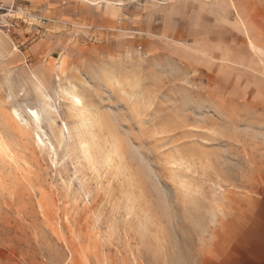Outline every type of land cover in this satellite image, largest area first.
I'll list each match as a JSON object with an SVG mask.
<instances>
[{
  "label": "rangeland",
  "instance_id": "1",
  "mask_svg": "<svg viewBox=\"0 0 264 264\" xmlns=\"http://www.w3.org/2000/svg\"><path fill=\"white\" fill-rule=\"evenodd\" d=\"M0 1V264H264V0Z\"/></svg>",
  "mask_w": 264,
  "mask_h": 264
},
{
  "label": "bare ground",
  "instance_id": "2",
  "mask_svg": "<svg viewBox=\"0 0 264 264\" xmlns=\"http://www.w3.org/2000/svg\"><path fill=\"white\" fill-rule=\"evenodd\" d=\"M72 100H73L74 105H82V101L79 97L73 96ZM35 114H37V113H35Z\"/></svg>",
  "mask_w": 264,
  "mask_h": 264
},
{
  "label": "built area",
  "instance_id": "3",
  "mask_svg": "<svg viewBox=\"0 0 264 264\" xmlns=\"http://www.w3.org/2000/svg\"><path fill=\"white\" fill-rule=\"evenodd\" d=\"M5 7L4 4L0 1V12L4 11Z\"/></svg>",
  "mask_w": 264,
  "mask_h": 264
},
{
  "label": "crops",
  "instance_id": "4",
  "mask_svg": "<svg viewBox=\"0 0 264 264\" xmlns=\"http://www.w3.org/2000/svg\"><path fill=\"white\" fill-rule=\"evenodd\" d=\"M94 2H96V1H94ZM98 4V3H97ZM93 5V4H92ZM96 5V4H95Z\"/></svg>",
  "mask_w": 264,
  "mask_h": 264
}]
</instances>
